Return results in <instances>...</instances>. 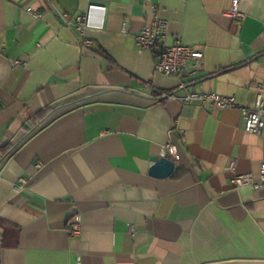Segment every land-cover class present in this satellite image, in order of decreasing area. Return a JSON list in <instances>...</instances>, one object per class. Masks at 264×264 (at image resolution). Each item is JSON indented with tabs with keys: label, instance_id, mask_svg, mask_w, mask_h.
I'll return each instance as SVG.
<instances>
[{
	"label": "crops",
	"instance_id": "0c3cea01",
	"mask_svg": "<svg viewBox=\"0 0 264 264\" xmlns=\"http://www.w3.org/2000/svg\"><path fill=\"white\" fill-rule=\"evenodd\" d=\"M231 1L0 0V264H264V190L233 188L227 170L235 160L258 179L264 130L246 132L236 108L161 100L179 82L134 41L157 6L169 43L203 52L188 89L250 106L264 88V0H240V21ZM89 3L106 12L84 48L55 13ZM169 141L173 172L152 177Z\"/></svg>",
	"mask_w": 264,
	"mask_h": 264
},
{
	"label": "built area",
	"instance_id": "2783aa9c",
	"mask_svg": "<svg viewBox=\"0 0 264 264\" xmlns=\"http://www.w3.org/2000/svg\"><path fill=\"white\" fill-rule=\"evenodd\" d=\"M240 0H232L230 7L225 14L233 20H243L244 13L239 9ZM150 3L151 0H145ZM30 11V10H28ZM106 7L101 4L89 3L83 13L69 15L62 11L55 13V18L68 29H71L81 47L87 48L91 41L86 37L89 31H101L103 28V17ZM152 17L135 35V46L139 49L152 50L154 53L153 71L165 77L177 79L179 89L177 92H159L161 100H176L182 104L197 103L203 108L230 109L236 108L243 120L244 130L250 134L259 135L264 130V88L257 90L254 103L250 106H240L234 96L221 95L214 91L189 90V83L198 75L203 60V52L192 46L183 44L179 39L173 43L168 41V31L166 20L157 15V6L151 4ZM34 17L39 18L40 14L35 12ZM127 30V21L121 22V33ZM13 66L23 65L24 62L13 61ZM160 157H167L172 162L178 160L176 145L169 141L160 150ZM236 162L231 160L227 165V170L232 173L230 184L235 189L245 186L253 190H264V160L259 163L258 179L254 180L251 174H236ZM26 181L23 178L18 180L14 186L15 191L23 188ZM67 230L69 236H76L80 232V219L74 216L68 220Z\"/></svg>",
	"mask_w": 264,
	"mask_h": 264
},
{
	"label": "water",
	"instance_id": "95a60500",
	"mask_svg": "<svg viewBox=\"0 0 264 264\" xmlns=\"http://www.w3.org/2000/svg\"><path fill=\"white\" fill-rule=\"evenodd\" d=\"M149 175L155 178L163 179L170 176L174 169V163L167 157H152Z\"/></svg>",
	"mask_w": 264,
	"mask_h": 264
},
{
	"label": "trees",
	"instance_id": "16d2710c",
	"mask_svg": "<svg viewBox=\"0 0 264 264\" xmlns=\"http://www.w3.org/2000/svg\"><path fill=\"white\" fill-rule=\"evenodd\" d=\"M39 114H40V115H39ZM39 114H38V116H42V114H43V111H42V112H40Z\"/></svg>",
	"mask_w": 264,
	"mask_h": 264
}]
</instances>
